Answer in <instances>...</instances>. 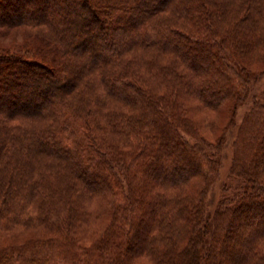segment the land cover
I'll return each instance as SVG.
<instances>
[{
    "label": "trees",
    "instance_id": "obj_1",
    "mask_svg": "<svg viewBox=\"0 0 264 264\" xmlns=\"http://www.w3.org/2000/svg\"><path fill=\"white\" fill-rule=\"evenodd\" d=\"M1 24L44 45L0 47V264H264V97L213 215L226 136L182 99L252 98L264 0H0Z\"/></svg>",
    "mask_w": 264,
    "mask_h": 264
},
{
    "label": "rangeland",
    "instance_id": "obj_2",
    "mask_svg": "<svg viewBox=\"0 0 264 264\" xmlns=\"http://www.w3.org/2000/svg\"><path fill=\"white\" fill-rule=\"evenodd\" d=\"M236 2H241V0H235ZM235 3V2H234ZM235 6L230 9L228 18H234ZM35 6H29L28 11H34ZM39 13V10H36ZM30 12V11H29ZM31 13V12H30ZM28 14V13H27ZM80 16L84 17L83 11H80ZM4 19L12 20L13 16H3ZM36 32L38 30L31 28H22L14 27L12 25L1 24L0 25V47L2 49H11L13 50L19 46L30 45V40L43 47V42L41 40L35 39L33 36L29 38V34ZM109 31V27L107 32ZM31 40V42H32ZM262 59H254L248 57L245 59V64L248 68L256 75V78L252 79L253 90L252 98L244 104H240L238 107L235 105L234 100H227L223 106L219 109H209L204 107L199 101L188 100L187 96H182V99L188 104V112L190 117L193 119L197 125L198 134L205 139L208 143H216L223 135L226 136V141L223 145L222 150L218 153L216 152L215 160L218 162V175L214 182L212 183L211 188L209 189L207 195V205L209 207L210 214H214L218 204L223 199L225 193L228 192V188L232 185L235 186L237 181L234 179L232 174V165L234 161V143L238 135L239 127L241 126L246 113L250 109L254 95L259 98L264 97V77L259 76L263 72V65L261 62ZM256 79H259L255 82ZM160 91H164L160 89ZM112 103V107L116 103ZM111 105V104H110ZM236 106V107H235ZM234 119V121L232 120ZM232 123V124H231ZM234 123V124H233ZM231 124V125H230ZM194 136V135H192ZM191 139V138H190ZM192 140V139H191ZM193 141V140H192ZM194 142V141H193ZM213 153V152H211ZM200 180L195 183L196 190L200 187ZM190 185V184H189ZM183 186L182 192H188V187Z\"/></svg>",
    "mask_w": 264,
    "mask_h": 264
}]
</instances>
